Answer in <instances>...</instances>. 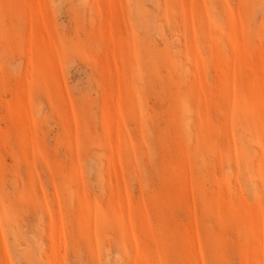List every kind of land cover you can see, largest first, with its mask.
Instances as JSON below:
<instances>
[{
	"label": "rangeland",
	"instance_id": "rangeland-1",
	"mask_svg": "<svg viewBox=\"0 0 264 264\" xmlns=\"http://www.w3.org/2000/svg\"><path fill=\"white\" fill-rule=\"evenodd\" d=\"M0 264H264V0H0Z\"/></svg>",
	"mask_w": 264,
	"mask_h": 264
}]
</instances>
